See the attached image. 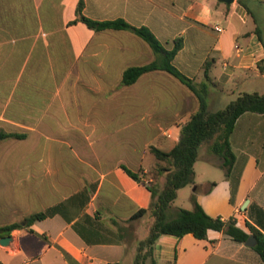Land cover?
Here are the masks:
<instances>
[{
    "label": "crops",
    "instance_id": "1",
    "mask_svg": "<svg viewBox=\"0 0 264 264\" xmlns=\"http://www.w3.org/2000/svg\"><path fill=\"white\" fill-rule=\"evenodd\" d=\"M81 1L87 18L148 27L168 49L183 37L174 63L201 84L210 62L209 75L216 84L208 96L211 111L244 93L264 94V0H235L232 5L217 0H0V131L27 134L0 143V201L4 192L19 191L10 200L14 212L31 200L43 205L49 200L46 210L84 189L91 191L89 203L72 223L57 215L36 222L34 233L23 229L8 235L13 241L0 244V264H134L136 242L90 245L73 225L85 214L98 216L116 234L111 224L115 219L135 227L137 241L144 240L149 233L142 236L143 222L151 213L128 220L152 206L148 182L153 180L148 168L137 163L131 167V153L117 158L93 147L110 137L106 127L116 122L118 127L128 123L150 129L154 146L170 151L199 108L186 86L167 72L155 71L120 88L119 95H128L124 110L129 118L107 119V92L122 84L125 70L153 62L155 54L129 31L71 24ZM231 146L236 155L233 180L239 177L234 199L232 179L209 145L200 149L191 197L196 195L210 216L235 220L248 234L255 228L264 238V115L244 114ZM122 166L139 173L141 180ZM155 258L158 264H264L255 247L215 230L205 240L163 235Z\"/></svg>",
    "mask_w": 264,
    "mask_h": 264
},
{
    "label": "trees",
    "instance_id": "2",
    "mask_svg": "<svg viewBox=\"0 0 264 264\" xmlns=\"http://www.w3.org/2000/svg\"><path fill=\"white\" fill-rule=\"evenodd\" d=\"M83 9L84 2L81 1L77 8V19L71 24L82 22L96 31H129L144 40L154 52L155 60L153 62L125 70L122 78L123 86L135 84L147 73L164 71L186 86L199 103L198 110L182 127L180 140L170 151H164L155 146L150 147V151L158 163L157 171L161 175L166 174V180L161 191L149 187L155 198L152 206L138 210L128 220V222L139 220L149 212L155 219L148 236L144 240L138 241L134 264H158L155 258V245L163 235L182 238L191 234L196 239L205 240L210 230L224 231L226 235L239 243H246L250 235H254L258 240L255 250L264 261V238L255 228L250 227L251 234H248L237 226L235 220L223 221L221 218L210 216L199 203L196 195L191 197L193 209H179L175 216L169 215L170 209L178 198L179 190L194 183L195 164L199 159L200 149L204 145H209L210 151L222 159L220 167L224 170L226 177L232 179L231 200L234 199L239 177L236 181L233 180L236 155L231 146V136L238 120L244 114L264 115V94L244 93L232 100L225 108L211 111L208 96L210 88L216 84L209 75L210 62L205 65V81L201 84L195 83L192 78L182 73L174 63L175 57L184 47L183 37L175 39L173 48L168 49L148 27H135L123 19L103 22L92 20L84 16ZM25 138H27V134L0 131V143L8 139L21 140ZM161 163H166V166H162ZM122 168L133 179L141 180L139 173L133 172L126 166H122ZM90 194V190L84 189L64 202L26 216L20 222L1 226L0 238L10 235L16 230L25 229L34 233L32 226L36 222L57 215L62 216L68 223H72L89 203ZM99 219L98 216L93 218L85 214L73 225L87 244H114L117 241H128V238L133 236L130 227L122 226L115 219H111V224L117 228V232L116 234L111 232L113 236H109L105 233L106 228L98 222Z\"/></svg>",
    "mask_w": 264,
    "mask_h": 264
},
{
    "label": "rangeland",
    "instance_id": "3",
    "mask_svg": "<svg viewBox=\"0 0 264 264\" xmlns=\"http://www.w3.org/2000/svg\"><path fill=\"white\" fill-rule=\"evenodd\" d=\"M225 4V3H222ZM122 84L120 82H117L112 89L107 92L105 95V110H106V118L107 119H113V118H129V110H124L128 106H126V100L128 99V95H123L119 93L122 89ZM97 97V96H96ZM100 100L103 98V96H98ZM140 114V110L138 111ZM118 123H113L109 127H106V132L111 133L110 137L107 138V140H101L98 144H96L93 148L95 151L99 153H110L113 155V157L122 158V156H126L127 153L132 154V161H131V167H135L134 165L141 164L144 168H148L147 175L152 178L153 181H149L148 185L151 188H156L157 190L161 191L164 187L165 180H166V174H159L158 170V163L154 155L150 151V147L154 146L155 144L152 143L153 136H151L150 132L151 130L148 128H144L142 126H122L118 127ZM91 137V140L96 139ZM125 143V144H123ZM76 147V146H75ZM131 148V149H130ZM75 149V148H74ZM79 152L82 150L81 148H77ZM124 159V158H123ZM135 163V164H134ZM202 164V163H201ZM162 166H166V163H161ZM220 174H223L222 169H217ZM216 170V171H217ZM147 178V177H146ZM150 178H147L148 180ZM198 180V178H197ZM196 180V177L194 178V183ZM194 183L190 184L182 189L179 190V196L174 202L172 208L169 211V215L171 217L175 216L177 211L179 209H193V204L190 200L192 190L194 188ZM6 194L3 195L4 201H0V212H1V218L0 223H9V222H20L24 218V215L32 214L36 212H41L46 208V205L50 203L49 200L46 201V204L43 205L40 202H35L31 200L28 202L25 206H21L17 212L13 211V208L11 207V198L14 196V198H17L21 195L22 192L19 191H9L4 192ZM58 197V196H57ZM57 199V198H53ZM1 200V199H0ZM58 200V199H57ZM55 200H53L54 202ZM22 204V201H21ZM154 218L151 214L147 215L143 222L142 227V236L145 237L152 225L154 224ZM105 228V227H104ZM132 234H134L135 227H130ZM105 233L109 236H113L111 234V231L109 229H105ZM139 241V240H138ZM137 237L133 235L132 237L128 238V242L130 244H133L136 242L138 246ZM149 264V263H148Z\"/></svg>",
    "mask_w": 264,
    "mask_h": 264
},
{
    "label": "water",
    "instance_id": "4",
    "mask_svg": "<svg viewBox=\"0 0 264 264\" xmlns=\"http://www.w3.org/2000/svg\"><path fill=\"white\" fill-rule=\"evenodd\" d=\"M221 3H225L227 5H232L235 0H217ZM13 241V237L12 236H4L2 238H0V244L2 246H9L10 243ZM257 238L254 235H250V237L248 238L246 245L249 247H255L257 245Z\"/></svg>",
    "mask_w": 264,
    "mask_h": 264
},
{
    "label": "built area",
    "instance_id": "5",
    "mask_svg": "<svg viewBox=\"0 0 264 264\" xmlns=\"http://www.w3.org/2000/svg\"><path fill=\"white\" fill-rule=\"evenodd\" d=\"M216 30L221 31V29L219 27H216Z\"/></svg>",
    "mask_w": 264,
    "mask_h": 264
}]
</instances>
